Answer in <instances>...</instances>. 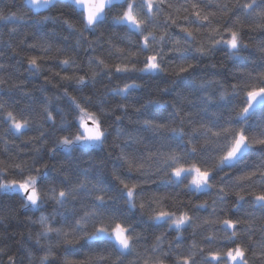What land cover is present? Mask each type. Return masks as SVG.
I'll list each match as a JSON object with an SVG mask.
<instances>
[{
	"label": "clouds",
	"instance_id": "obj_1",
	"mask_svg": "<svg viewBox=\"0 0 264 264\" xmlns=\"http://www.w3.org/2000/svg\"><path fill=\"white\" fill-rule=\"evenodd\" d=\"M0 264H264V0H0Z\"/></svg>",
	"mask_w": 264,
	"mask_h": 264
}]
</instances>
